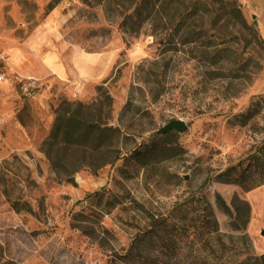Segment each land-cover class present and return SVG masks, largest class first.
Returning a JSON list of instances; mask_svg holds the SVG:
<instances>
[{"label":"rangeland","instance_id":"obj_1","mask_svg":"<svg viewBox=\"0 0 264 264\" xmlns=\"http://www.w3.org/2000/svg\"><path fill=\"white\" fill-rule=\"evenodd\" d=\"M52 19L63 52L74 31L114 54L109 73H37L28 38ZM1 55L0 264H264L246 198L264 184V0H0ZM59 115L76 120L54 138Z\"/></svg>","mask_w":264,"mask_h":264},{"label":"crops","instance_id":"obj_2","mask_svg":"<svg viewBox=\"0 0 264 264\" xmlns=\"http://www.w3.org/2000/svg\"><path fill=\"white\" fill-rule=\"evenodd\" d=\"M52 15V14H51ZM52 22V23H51ZM50 23H45L44 26H40L37 30L28 38V46L34 42L37 44L34 48L38 54L37 59H40V66L37 73L43 76H48L50 72L54 73L60 79L76 80H97L99 77L104 76L111 70V65L115 60L114 54L106 53H93L87 52L82 47L78 46V41L75 42L77 45L76 51L73 46H69L67 42L66 46L70 48L64 52L60 50L61 39L55 34L57 23L52 19ZM49 43V44H48ZM50 43L54 47L50 46ZM59 48H57V46ZM76 53V54H75ZM30 54H13V60L11 62L13 69L20 73L22 76H31L33 69L28 65ZM74 68L70 69V64ZM77 76H74V73ZM74 79H73V76ZM246 198L251 206L253 215V226L254 228L260 224L263 225L262 232L264 229V184L256 186L246 193ZM254 240L257 249L264 252V236L254 234Z\"/></svg>","mask_w":264,"mask_h":264},{"label":"trees","instance_id":"obj_3","mask_svg":"<svg viewBox=\"0 0 264 264\" xmlns=\"http://www.w3.org/2000/svg\"><path fill=\"white\" fill-rule=\"evenodd\" d=\"M74 120H76V117H74V116L67 117L65 115H62V116L59 115L57 117L56 126H55L54 131H53V137L57 138L62 129H63L64 137L67 136V134H68V127L67 126L71 123V121H74ZM85 123H86V125H90L93 127L98 126L100 128L101 138L102 137L108 138L114 132V128L111 126H106V125L100 126V125H98V123H92V122H85ZM98 147H99V151H100L101 148L104 147V143H100ZM104 148L105 149H103V151L101 150V152L105 153V158L103 159L104 161L98 167L104 166V165L109 164V163L114 164V162L119 159V154L114 153V151L111 150L109 145H106Z\"/></svg>","mask_w":264,"mask_h":264},{"label":"built area","instance_id":"obj_4","mask_svg":"<svg viewBox=\"0 0 264 264\" xmlns=\"http://www.w3.org/2000/svg\"><path fill=\"white\" fill-rule=\"evenodd\" d=\"M3 62H6L5 56H0V83L9 82L13 77L9 76L8 71L6 70L5 66L2 64ZM14 79H16L17 82H19L23 88H29V87H36L37 86V80L32 77L23 78L21 76H15Z\"/></svg>","mask_w":264,"mask_h":264},{"label":"water","instance_id":"obj_5","mask_svg":"<svg viewBox=\"0 0 264 264\" xmlns=\"http://www.w3.org/2000/svg\"><path fill=\"white\" fill-rule=\"evenodd\" d=\"M186 129H187V124L184 120H181V119L172 120L170 123H168L167 125L161 128L163 132H169L172 130H177L181 132Z\"/></svg>","mask_w":264,"mask_h":264},{"label":"bare ground","instance_id":"obj_6","mask_svg":"<svg viewBox=\"0 0 264 264\" xmlns=\"http://www.w3.org/2000/svg\"><path fill=\"white\" fill-rule=\"evenodd\" d=\"M68 37H69V39L71 41H74V42L78 41V35L74 31H71L69 33ZM74 76H77V73L76 72L74 73Z\"/></svg>","mask_w":264,"mask_h":264}]
</instances>
